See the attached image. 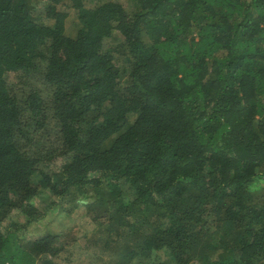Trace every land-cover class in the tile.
Listing matches in <instances>:
<instances>
[{
  "label": "trees",
  "instance_id": "16d2710c",
  "mask_svg": "<svg viewBox=\"0 0 264 264\" xmlns=\"http://www.w3.org/2000/svg\"><path fill=\"white\" fill-rule=\"evenodd\" d=\"M161 253L264 264V0H0V264Z\"/></svg>",
  "mask_w": 264,
  "mask_h": 264
},
{
  "label": "rangeland",
  "instance_id": "374dc122",
  "mask_svg": "<svg viewBox=\"0 0 264 264\" xmlns=\"http://www.w3.org/2000/svg\"><path fill=\"white\" fill-rule=\"evenodd\" d=\"M68 26L71 29L73 26H75V24L71 22ZM38 203L40 202L38 201ZM85 214L86 213L84 209H78L70 216L61 213L57 214L56 212H50L44 219L39 221L33 229L35 232L39 233L44 230L51 232H64L70 228H73L75 224H78L81 228L79 229V233H81L83 228L91 225L89 217ZM156 261L158 264H171L169 256L164 253H161L156 258Z\"/></svg>",
  "mask_w": 264,
  "mask_h": 264
}]
</instances>
